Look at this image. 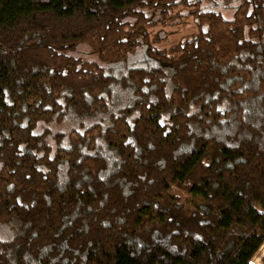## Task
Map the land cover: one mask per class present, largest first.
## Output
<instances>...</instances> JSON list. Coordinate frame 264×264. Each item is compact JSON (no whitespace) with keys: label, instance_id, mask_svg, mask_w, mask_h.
Listing matches in <instances>:
<instances>
[{"label":"trees","instance_id":"16d2710c","mask_svg":"<svg viewBox=\"0 0 264 264\" xmlns=\"http://www.w3.org/2000/svg\"><path fill=\"white\" fill-rule=\"evenodd\" d=\"M181 9L196 30L155 45ZM11 228L0 264H251L264 243V0L230 18L198 0H0Z\"/></svg>","mask_w":264,"mask_h":264},{"label":"rangeland","instance_id":"374dc122","mask_svg":"<svg viewBox=\"0 0 264 264\" xmlns=\"http://www.w3.org/2000/svg\"><path fill=\"white\" fill-rule=\"evenodd\" d=\"M189 1H193V0H189ZM198 1L200 2V6L203 9L216 10L221 12L225 18H230L232 16L233 10L241 0H198ZM180 11L181 13H185V16L178 18V20H176V22L174 21L173 24L171 23L166 25L159 24L153 28V32L159 31L161 37L157 42H155V45L159 47H168L170 43L177 41L183 35L194 32L196 30L193 17L188 15V12H186L187 10L181 9ZM86 48L87 46H85L82 49L87 51ZM82 57L93 58L94 56L93 54L91 55V54L83 53ZM128 61L130 62V60L125 61V64H123V66H121V68L119 69L124 68L127 65ZM114 70H117V68H115ZM11 223H16V222L15 220H11L9 221V223L5 224L4 226H8L10 229ZM12 232H13L12 228L10 232L9 230L5 231L4 233L0 232V238L2 239L9 238ZM2 234L3 235L7 234V235L3 236ZM251 264H264V243L259 248V251L256 254V256L253 258Z\"/></svg>","mask_w":264,"mask_h":264}]
</instances>
